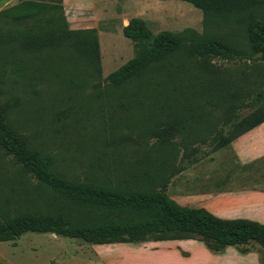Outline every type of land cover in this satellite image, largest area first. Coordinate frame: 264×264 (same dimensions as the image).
Returning <instances> with one entry per match:
<instances>
[{"label": "trees", "instance_id": "trees-1", "mask_svg": "<svg viewBox=\"0 0 264 264\" xmlns=\"http://www.w3.org/2000/svg\"><path fill=\"white\" fill-rule=\"evenodd\" d=\"M62 1L20 0L0 11V63L12 62L13 75H22V57L36 59L64 47L100 75L96 30H70ZM178 1L200 10L205 23L237 22L245 43L239 47L227 36L204 35L191 29L153 34L140 18L130 19L122 28L123 36L133 43L134 56L106 81L111 91L139 86L141 94L132 96L153 100L160 115L159 123L148 130L155 143L144 148L149 160L140 163L141 173L133 174L123 167L115 184L68 178L56 168L54 157L35 149L13 128L8 119L13 106L0 104V242L35 232L92 245L194 240L213 254L227 247H235L241 254L251 252L254 246L264 249V224L221 219L204 208L181 206L166 194L171 177L178 173L169 163L176 154L171 139L184 136L185 141L199 138L203 142L209 134L205 130L210 128L204 115L209 112L208 104L213 100L220 105L232 104L229 99L233 94H245L240 83L247 82L246 74L227 79L212 60H257L263 63V80L264 0ZM22 20L33 23L18 28L15 24ZM254 78L256 83L257 75ZM245 106L249 108L245 116L226 119L229 130L215 133L214 150L264 122V89ZM133 144L142 147L147 143L138 139ZM153 152L161 158L152 160ZM41 199L49 205L48 210L38 205Z\"/></svg>", "mask_w": 264, "mask_h": 264}, {"label": "rangeland", "instance_id": "rangeland-1", "mask_svg": "<svg viewBox=\"0 0 264 264\" xmlns=\"http://www.w3.org/2000/svg\"><path fill=\"white\" fill-rule=\"evenodd\" d=\"M19 2L3 0L0 11ZM65 3L63 14L70 30H96L100 75L94 74L66 47L44 52L36 59L22 57L23 71L18 77L11 72L13 63L3 62L0 63V104L13 106L8 113L13 128L27 137L35 149L54 157L56 168L68 178L115 184L123 167L133 174L143 171L140 163L149 160L144 148L155 143L148 130L160 119L153 100L132 96L141 94L139 86L128 85L111 91L106 81L110 73L134 56L133 43L123 36L122 28L130 19L140 18L147 22L153 34L191 29L204 35L227 36L239 47H244V32L235 21L205 23L200 10L178 0H65ZM30 23L33 21L22 20L15 25L22 28ZM212 63L227 79H237L245 73L247 82L240 83L245 94H233L229 99L232 104L220 105L215 100L208 104L209 112L204 115L210 128L205 130L209 134L203 142L199 138L185 141L184 136L171 139L176 154L169 163L178 173L171 177L166 194L175 202L204 192L206 184L201 183L200 177L208 175L213 155L227 147L214 150L213 136L217 131L229 130V124H224L226 119L245 116L249 112L245 105L264 89L261 87L263 63L218 59ZM254 75H257L256 83ZM195 132L202 136L200 131ZM138 139L147 144L142 147L133 144ZM150 156L154 161L161 158L154 152ZM38 205L49 209L43 199ZM183 247L180 248L188 253L171 245L160 246L152 240L92 245L51 233L27 232L14 240L0 242V264H202L207 257L206 248L197 241ZM136 249L144 251L143 254L139 256Z\"/></svg>", "mask_w": 264, "mask_h": 264}, {"label": "crops", "instance_id": "crops-1", "mask_svg": "<svg viewBox=\"0 0 264 264\" xmlns=\"http://www.w3.org/2000/svg\"><path fill=\"white\" fill-rule=\"evenodd\" d=\"M63 5L66 9L65 0ZM208 168V175L200 177L201 183L206 184L204 192L178 199L176 203L204 208L221 219H246L264 224V122L215 153ZM193 241L175 240L158 244L171 245L186 252L182 250L183 246ZM206 250L207 257L202 264H264V249L258 247L246 254L239 253L235 247H227L220 254ZM179 251L176 250L178 255ZM136 252L140 256L144 251L136 249Z\"/></svg>", "mask_w": 264, "mask_h": 264}]
</instances>
